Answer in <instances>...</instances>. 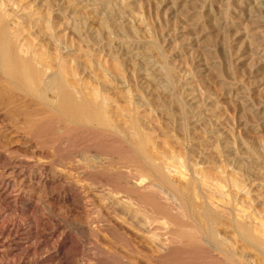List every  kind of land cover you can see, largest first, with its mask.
Returning a JSON list of instances; mask_svg holds the SVG:
<instances>
[{
	"label": "rangeland",
	"instance_id": "obj_1",
	"mask_svg": "<svg viewBox=\"0 0 264 264\" xmlns=\"http://www.w3.org/2000/svg\"><path fill=\"white\" fill-rule=\"evenodd\" d=\"M10 3L7 8L19 20L23 35L31 46L39 48L41 61L53 66L50 72L59 71L64 63L65 72H61L67 80L110 97L112 111L123 105L138 117L141 127L153 137L151 145L156 152L169 160L168 167L164 166L170 165L164 169L168 174L163 173L171 178L170 183L176 181V187L172 188V183L170 187L154 185L143 168L126 164V147L92 129L81 128L60 139L58 150L44 148L34 137V127L53 116L52 120L57 119L50 123L54 127L61 124L58 129L68 123L64 119L56 122L60 114L55 113L59 112L45 108L50 101L55 105L57 93L46 91L44 83L34 95L25 90L28 86L21 85V92L2 86L0 264H264V252L239 230L234 207L253 213L256 223L251 226L245 221V225L251 231L255 225V233L259 230L264 237V0ZM33 12L43 17L35 19ZM42 89L47 92V103L37 97ZM109 155L117 165L107 161ZM93 159L101 160L99 166ZM104 164L113 171L108 172ZM96 167L97 171L106 168L108 173H96ZM195 168L204 181L217 183L219 190L204 187ZM15 169L23 173H14ZM133 169L140 171L138 175ZM88 170H95L91 173L98 174L97 178L102 172L110 180L117 175L114 178L121 177L116 179L119 183L128 181L140 192H147L152 183L159 200L180 216V221L185 217L183 221L188 223L199 215L203 220L200 218L199 224L198 219L192 224L181 222L190 224L189 229L194 223L193 236L201 232L200 237L195 236V248L194 241L191 247L186 239H174L177 222L172 224L166 217L161 224L141 221L142 212L133 215L137 208L133 198L114 189L116 180V185L112 180L107 184V174L103 175L106 183L103 178L95 180ZM127 171H133L137 180L132 175L127 178ZM7 182L12 186L8 190ZM220 184L225 186L221 188L225 195L219 194ZM177 188L189 202L186 212H181L179 197L173 198ZM205 207H209L208 219L203 217ZM203 230L208 232L202 234ZM221 249L230 253L231 263L223 262Z\"/></svg>",
	"mask_w": 264,
	"mask_h": 264
},
{
	"label": "bare ground",
	"instance_id": "obj_2",
	"mask_svg": "<svg viewBox=\"0 0 264 264\" xmlns=\"http://www.w3.org/2000/svg\"><path fill=\"white\" fill-rule=\"evenodd\" d=\"M10 1L11 0H0V103H1V100H2V94H1V90H3V89H5V88H3L4 86L5 87H7V88H10L11 90H13L14 89V91H17V89L18 90H22V87H21V85H24V88L25 87H30L29 89L27 88V89H25V90H29V92H31L30 93V95L33 93V95H34V93H37V92H40V89H41V86H42V84L44 83V84H46V91L48 90V92H50L49 90H52L53 92L55 91V93H57V95L55 96V97H57L55 100V105H53V103L52 104H50L51 103V101H50V103H47V101L49 102V100L48 99H46L45 98V95H46V91H44L43 89V91H41V93L39 94V95H37V94H35V95H37V97L38 96H40V99L42 98L43 100L42 101H44V102H46L47 104H48V107H46L45 106V108L46 109H49L50 111L53 109V110H55V111H51V112H56V110H57V112H59V113H55V116H56V114H60L59 116L61 117H59V119L56 121V122H58L59 120L60 121H62V119H64L65 120V122L67 121L68 123H65V125H64V123H63V128H61L60 129V127H59V129L58 128H56V126L58 125V126H60L59 125V123L57 124V125H55V127H54V123L53 124H51L50 122H53L54 120H56L57 119V117H55L56 119H54V120H52L53 118H54V114L53 115H51V116H53L52 117V119H51V117H50V115H49V117H50V121H48V120H46L48 117H46L45 118V120L44 121H46L45 123H47L46 124V126L43 124H41L40 126H38V127H34V137L36 138V140H38L40 143H41V145L45 148V147H48V148H53L54 150H58V147L60 146V139H62V138H68V136H70V134L71 133H73V131H74V133L75 132H77L76 130H79V129H92V130H94V131H96L97 132V135H102V136H105V137H108V138H111V139H113L114 140V142H115V140L116 141H118V142H120L124 147H126V149H127V151H128V154H127V156H123L124 158H126L127 159V161L128 162H126L125 160V162H126V164H130V163H132L133 164V166H135L134 167V169L135 168H137V170L139 169V168H143V173H144V171H146L147 173L146 174H148V175H150L149 177H150V181L152 182L153 181V184L154 185H157V186H159L160 187V185L162 186V185H168V187H170L172 184L174 185L175 183H176V181H175V183L174 182H169V180L171 179L170 177H167V178H169V179H167L166 178V176L165 175H167L168 174V172L167 171H164V166L168 163V161L169 160H167L166 158H165V156L164 155H161L160 154V152L159 153H157L156 152V149H155V147H154V145H151V140H152V138H151V136H149L145 131H147V130H145L144 131V129L141 127V125H140V123L139 122H141L140 120H138V117H136V115L135 114H133L132 112H130L129 110H127L126 108H122L123 107V105L122 106H120V108L118 107V108H116L117 109V111H112V108L114 109V107L111 105L113 102L110 100V97H107V95H104V93L102 94V92H99L98 90H90V91H87L85 88H83V87H81L77 82H74V81H70L69 79L67 80V77H65L66 76V73H65V76H64V72H65V68H64V70H63V65H64V63H62L63 65H62V69L60 68V69H58L59 71H53V72H50L49 70L51 69V70H53L52 69V67H50V65L49 64H46V61L43 63L42 61H41V59H43V57H41V54H40V52L38 51V49L36 48V47H34V46H31L30 45V43H29V40H28V38H26L24 35H23V31L21 30V27H20V23L18 22L19 20L18 19H16V16L14 17L13 16V13H10L9 12V10H8V6L11 4L10 3ZM60 3V2H59ZM14 5V4H13ZM16 5H17V3H16ZM12 8V7H11ZM10 8V9H11ZM15 8V7H14ZM17 8V7H16ZM48 9V8H47ZM11 10H13V9H11ZM25 10V9H24ZM14 11V10H13ZM22 11V10H21ZM29 13V12H28ZM48 13V11H46V14ZM22 14V13H21ZM29 15H30V13H29ZM32 15V17L33 18H35V19H37L36 18V16H38V18H42L43 17V14L41 13V14H38V13H32L31 14ZM48 15H50V13H48ZM42 16V17H41ZM21 22V21H20ZM49 22V21H48ZM107 22V21H106ZM47 23V22H46ZM80 24V23H79ZM105 24H107V23H105ZM105 26V25H104ZM50 29V28H49ZM81 29V28H80ZM61 60V59H60ZM61 63V62H60ZM52 65V64H51ZM162 70V69H161ZM61 71H63V73L61 72ZM159 73V72H158ZM68 76V75H67ZM26 85V86H25ZM3 86V87H2ZM165 89V88H164ZM21 90L19 91V92H21ZM24 90V89H23ZM24 90V91H25ZM4 91V90H3ZM26 92V91H25ZM18 93V92H17ZM17 93H15V94H17ZM27 93V92H26ZM12 95H13V93H11ZM14 94V95H15ZM11 95V96H12ZM16 96V95H15ZM15 96H13V98L15 97ZM4 97V96H3ZM8 97H9V93H8ZM8 97H7V99H8ZM5 98V97H4ZM10 100H11V98H9ZM8 99V100H9ZM45 99L47 100V101H45ZM50 99V98H49ZM7 101V100H6ZM15 101V100H14ZM13 101V102H14ZM41 101V102H42ZM117 101V100H116ZM12 101L10 102V101H8L7 103L9 104V103H13ZM43 102V103H44ZM53 102H54V100H53ZM110 102H112V103H110ZM138 103V102H137ZM44 105V104H43ZM46 105V104H45ZM112 106V108H110L111 106ZM118 104H116V106H117ZM127 105V104H126ZM136 105V104H135ZM127 107V106H126ZM136 107V106H135ZM44 108V107H43ZM45 109V110H46ZM140 109V108H139ZM48 110V111H49ZM133 110V109H132ZM44 111V110H43ZM47 111V110H46ZM47 111V112H48ZM46 113V112H45ZM49 114H51L50 112H49ZM142 114V113H141ZM144 114V113H143ZM46 115H48V114H46ZM44 119V118H43ZM52 120V121H51ZM43 121V122H44ZM49 123H48V122ZM61 123V122H60ZM57 126V127H58ZM64 126H65V128H64ZM74 126V127H73ZM62 127V126H61ZM55 129L57 130V131H59V132H56L55 131ZM146 129H148V128H146ZM150 131V130H149ZM78 133V132H77ZM150 133V132H149ZM95 134V133H94ZM152 134H155V133H153L152 132ZM96 135V134H95ZM101 136V137H102ZM158 138V137H157ZM101 139V138H100ZM154 140H155V138H154ZM160 140V139H159ZM112 141V140H111ZM163 141V140H162ZM38 142V143H39ZM153 142V141H152ZM117 144V143H116ZM153 144V143H152ZM162 144V143H161ZM164 145V144H163ZM167 146H168V144H167ZM123 147V148H124ZM164 147V146H163ZM119 148V147H118ZM95 149V148H94ZM116 149H117V147H116ZM155 149V150H154ZM89 150H90V148H89ZM96 150V149H95ZM118 150V149H117ZM167 150V149H166ZM159 151V150H158ZM173 151V150H172ZM171 151V152H172ZM88 152V151H87ZM88 153H90V152H88ZM118 153V152H117ZM124 153V152H123ZM58 154V153H57ZM79 154H81V153H79ZM112 154V153H111ZM157 154H159V155H157ZM76 155V154H75ZM161 155V156H160ZM70 156H72V155H70ZM107 156V155H106ZM118 156V155H117ZM120 156V155H119ZM2 157H3V155H1L0 154V159H2ZM75 156L73 155V158H74ZM98 158V157H97ZM96 158V159H97ZM109 158V159H108ZM108 158L106 157V159H107V161L108 162H110V164H112L113 165V161H114V163L117 165V163L115 162V160H113L115 157H113L112 155L110 156H108ZM117 158V157H116ZM68 159V158H67ZM75 159V158H74ZM76 159H77V157H76ZM86 159V158H85ZM95 159V158H94ZM94 159L92 160L93 162H94ZM103 159H104V157H102V161L100 160V159H98V162H94V163H99L100 164V162H99V160L101 161V163L103 162ZM122 159V161H123V158H121ZM169 159V158H168ZM87 160V159H86ZM86 160H85V162H86ZM90 160H91V158H90ZM89 160V162H91ZM119 160H120V158H119ZM118 160V161H119ZM171 160V159H170ZM95 161H97V160H95ZM121 161V160H120ZM120 161H119V166L121 165L120 164ZM172 161V160H171ZM70 162V161H69ZM88 162V161H87ZM88 162V163H89ZM92 162V163H93ZM108 162H106V163H108ZM72 163V162H71ZM87 163V164H88ZM92 163H89V164H92ZM122 163V162H121ZM124 163V162H123ZM109 164V163H108ZM107 164V165H108ZM109 164V165H110ZM105 165V164H104ZM107 165H105L104 167H106L107 168V170H108V166ZM124 165V164H123ZM173 165V164H172ZM90 166H92V165H90ZM95 166H99L98 164L97 165H95ZM94 166V167H95ZM101 166V165H100ZM111 166V165H110ZM114 166V165H113ZM21 167V166H20ZM41 167V166H40ZM93 167V166H92ZM103 167V165H102V169L104 168ZM122 167V166H121ZM125 167V166H124ZM131 167H132V165H131ZM165 167H168V164H167V166H165ZM97 168L98 167H96L95 169H96V171L95 170H91V171H95L96 173L97 172H99L100 170H102L101 168L99 169V171H97ZM106 168H105V170H106ZM112 168V167H111ZM133 168V167H132ZM163 168V169H162ZM88 169V168H87ZM90 169V168H89ZM92 169V168H91ZM124 169V168H123ZM123 169L121 170L123 173L124 172H126V171H123ZM126 169L127 170H129L128 168H127V166H126ZM133 169V171H135L136 172V170H134ZM168 169H170V165H169V168H167V169H165V170H168ZM195 169H197V168H195ZM105 170H102V171H105ZM112 170V169H111ZM110 170V171H111ZM119 170V169H118ZM125 170V169H124ZM130 170H132V169H130ZM142 170V169H141ZM86 171V170H85ZM89 171V170H88ZM91 171H89V173L90 174H92V175H94L93 176V178L94 177H96L97 178V176L96 175H98V174H94V172L93 173H91ZM109 170H108V172H110ZM113 171V170H112ZM132 171V172H133ZM13 172L14 173H17L18 172V170H13ZM23 173V171L21 170L20 171V173L18 172V174H22ZM105 172H107V171H105ZM107 172V173H108ZM115 172V171H114ZM122 172H118V174L119 173H122ZM132 172H130V173H128V171H127V174L126 175H128V177L125 175V176H123L122 178H124V177H127V178H130L129 176L130 175H132ZM140 172V171H139ZM138 171L136 172L137 173V175H138V173H139ZM142 172V171H141ZM163 172H166V174L165 173H163ZM12 173V172H11ZM14 173H12L13 175H14ZM106 173V174H107ZM112 173V172H111ZM111 173H109V174H111ZM123 173L120 175V176H122L123 175ZM169 173H171V172H169ZM218 173V172H217ZM106 174H104L103 172H102V177L100 176V178H97V179H100L101 180V178H103V179H105L104 177H103V175H106ZM115 174V173H114ZM117 174V173H116ZM165 174V175H164ZM193 174H194V170H193ZM195 174L197 175V179L199 178L200 179V181H201V183L204 185V187H208V189H211V190H213V189H215V190H219V186H216L217 185V183H215V184H211V182L209 183V182H207L206 180H208L207 178L205 179V181L207 182V183H205V181H204V178H203V176H201L200 175V171H199V169H197V170H195ZM204 174V173H203ZM206 174V173H205ZM100 175V174H99ZM113 175V174H112ZM141 175V174H140ZM142 175H144V174H142ZM147 175V176H148ZM170 175V174H169ZM199 175H200V177H199ZM86 176H87V174H86ZM88 176H89V174H88ZM107 177H108V174L106 175ZM117 176V175H116ZM116 176H111V180H112V183L114 184V185H116L115 183H114V181L118 178H114V177H116ZM133 176V175H132ZM147 176H143V177H147ZM220 176V175H219ZM230 176V175H229ZM3 177V176H2ZM112 177L114 178V180L112 179ZM135 179H136V177H135V174H134V176H133ZM202 177V178H201ZM221 177H223L222 175H221ZM121 178V177H120ZM120 178H118V180L120 179ZM126 178V179H127ZM209 178V177H208ZM213 178V177H212ZM4 179V178H3ZM6 179V178H5ZM95 179V178H94ZM126 179H124L123 181H125ZM132 179V178H131ZM193 179H194V176H193ZM214 179V178H213ZM223 179V178H222ZM9 180V179H8ZM92 180V179H91ZM96 180V179H95ZM107 179H105V181H104V183H106L107 181H106ZM110 179H109V177H108V183L107 184H109V183H111L110 181H109ZM133 181H134V179H132ZM137 180V179H136ZM144 180V179H143ZM142 180V181H143ZM179 180V179H178ZM215 180V179H214ZM225 180V179H224ZM3 181V180H2ZM10 181V180H9ZM98 181V180H97ZM117 181V180H116ZM115 181V182H116ZM130 181V180H129ZM142 181H140V182H142ZM171 181V180H170ZM217 181V180H216ZM221 181H223V180H221ZM94 182V181H93ZM121 182H122V180H121ZM127 182L128 181H126V183L124 182V183H119L118 181L116 182L117 183V187L115 186L114 187V189L115 188H118L119 189V191L120 192H118L117 191V189H116V191H117V193H121L122 192V194H126L127 195V197L130 199V197L131 198H133V202L135 203V204H137V208H135L136 210H134V213H133V215L134 216H136L137 214H139V212H142L143 213V215H142V217L140 218L141 219V221H145V222H150L151 224L153 223V222H155V223H160V222H162L161 220L164 218V217H166V218H169L168 220H170V222L172 221V224L175 222H177L176 223V225H177V228H176V230L175 231H177L176 232V235H175V237H174V239H180V240H184V239H186V240H188L189 241V246H191L192 245V243H190V242H193L194 241V246H193V248H195V240L198 238V237H200L199 236V234H201V232L199 233V234H194V236H193V232L195 233V231H194V223H193V227L192 228H190V229H193L192 230V233L190 232L191 230L188 228L189 226H190V224H192V222L193 221H197V219H198V224H199V220H200V218L201 217H199V215H198V217H197V219L195 220V218L194 217H192L193 219H191V220H193V221H190L189 219H188V221H190V222H188V223H190L189 224V226H186L184 223H186V224H188L187 222H184L183 221V219L185 218L184 216V218L183 219H181V221H180V216H178L177 214H173V212L172 211H170L169 209V207H168V205L166 206V204H163L160 200H159V197H158V193H157V191H156V189H154V185L151 183V185L149 184L146 188V190H147V192H145V191H143V190H141V191H143V192H140V191H138V190H136L134 187H132L131 185H128V184H130L129 182H128V184H127ZM144 182V181H143ZM214 182V181H213ZM92 183V182H91ZM94 183H97V182H94ZM100 183H102V182H100ZM191 181L190 182H188V186L190 185L191 186ZM221 183V182H220ZM237 183V182H236ZM103 184V183H102ZM225 184V183H224ZM95 185V184H94ZM94 185H92V186H94ZM97 185H99V182H98V184ZM231 185V187H232V184H230ZM6 187H5V189L6 190H8L9 188H11L12 186H11V183L10 182H7L6 183V185H5ZM96 186V185H95ZM94 186V187H95ZM100 186V185H99ZM109 186H112V184L111 185H109ZM187 186V187H188ZM224 186V185H223ZM223 186L220 184V192L219 191H217L215 194L216 195H218V192H219V194H221V192H223L222 194H224V191H225V189L222 191V189L221 188H223ZM237 186V185H236ZM106 187V186H105ZM113 187V186H112ZM111 187V188H112ZM163 187V186H162ZM161 187V188H162ZM173 187H176V185H174V186H172V188ZM179 187V186H178ZM182 187V186H181ZM181 187H179V188H181ZM183 187H186V186H183ZM225 187V186H224ZM137 188V187H136ZM165 188V187H164ZM163 188V189H164ZM166 188H167V186H166ZM165 188V189H166ZM196 188V187H195ZM195 188H194V190L193 191H195ZM238 188V187H237ZM243 188V187H242ZM171 189V188H170ZM170 189H168V190H170ZM175 189V188H174ZM199 189V188H198ZM181 190H183V189H181ZM186 190V189H185ZM204 189L202 188V191H203ZM210 190V191H211ZM241 190V189H240ZM162 191V190H161ZM172 191H173V189H172ZM176 192H175V196L173 197V198H175L176 196H177V198H175V199H177V200H181V202H182V204H183V206H182V204H181V206H182V211L181 212H183V211H185V210H189V205H188V203H187V200L181 195L182 193H181V191H180V189H176L175 190ZM159 192V191H158ZM196 192V191H195ZM206 193V191H203V193ZM214 191H212L211 192V195H214V194H212ZM226 192V191H225ZM229 192V191H228ZM227 192V193H228ZM160 193V192H159ZM170 193H171V191H170ZM188 193H189V191H188ZM194 193V192H193ZM204 193V194H205ZM161 194V193H160ZM166 194V193H165ZM173 194V193H172ZM229 194H231V193H229ZM234 194V193H233ZM246 194V193H245ZM184 195V194H183ZM225 195V194H224ZM162 196V195H161ZM201 196V195H200ZM223 196V195H222ZM228 196V195H227ZM232 196V195H231ZM234 196V195H233ZM205 197V196H204ZM229 197V196H228ZM227 197V198H228ZM234 197H236L237 198V195L236 196H234ZM196 198H198V197H196ZM203 198V197H202ZM201 198V199H202ZM220 198V197H219ZM236 198H235V200H236ZM125 199V198H124ZM199 199H200V197H199ZM207 199V198H206ZM234 199V198H233ZM120 200V199H119ZM131 200V199H130ZM179 200V201H180ZM204 200V199H203ZM240 200V199H239ZM244 200V199H243ZM163 201V200H162ZM165 201H167L166 199H165ZM207 201V200H206ZM212 201V200H211ZM219 201H220V199H219ZM226 201V200H225ZM120 202V201H119ZM169 202V201H168ZM172 202V201H171ZM180 202V203H181ZM208 202V201H207ZM228 202V201H227ZM245 202V201H244ZM130 203H131V201H130ZM170 203V202H169ZM212 204H213V202H211ZM221 203V202H220ZM241 203H243L242 202V200H241ZM125 204H127V203H125ZM133 204V203H132ZM171 204V203H170ZM191 204V203H190ZM210 204V203H209ZM215 204V203H214ZM214 204H213V207H215L214 206ZM230 204H231V202H230ZM229 204V205H230ZM128 205V204H127ZM138 205H140V207L138 208ZM192 205V204H191ZM211 205V204H210ZM209 205V206H210ZM232 205V204H231ZM142 206V207H141ZM195 206V205H194ZM206 206H208L207 204H206ZM129 210H132V207H129V206H126ZM136 207V206H135ZM185 207V208H184ZM235 207V210H236V214H237V218H236V220H237V225H239V230H242V232H243V235H245V237H247L248 238V240L247 241H255L254 243H256L257 244V246L264 252V237H263V235H261V233L260 234H258L260 231L259 230H257L256 232L257 233H255V231H254V228L256 227L255 225H254V227H253V229H252V231H254V232H252L250 229H251V227H250V229H249V227H247V225L251 222V226L254 224V223H256L255 222V217H254V214L253 213H250V212H248L246 209L244 210V208L242 209V208H240V207H238V206H234ZM126 208V209H127ZM174 208V207H173ZM209 208V207H208ZM207 207H205V210H204V213H203V217L204 218H207V217H209V215H208V212H210L209 211V209H208ZM212 208V205H211V207H210V209ZM192 209V208H191ZM176 210V209H175ZM179 210V209H178ZM213 210V209H212ZM234 210V211H235ZM133 211V210H132ZM195 211V210H194ZM186 212V211H185ZM188 212H190V211H188ZM187 212V214L189 215V213ZM197 212V211H196ZM214 212V211H213ZM212 213V212H211ZM141 214V213H140ZM181 214V213H180ZM221 214V213H220ZM220 214H219V216H220ZM234 214V213H233ZM186 215V214H185ZM223 215V214H222ZM138 216V215H137ZM187 216V215H186ZM192 216V215H191ZM195 217H196V215H194ZM227 216H229V215H227ZM224 217V216H223ZM235 217V216H234ZM216 218V217H215ZM228 218V217H227ZM230 218V217H229ZM228 218V219H229ZM259 218V217H258ZM257 218V219H258ZM208 219V218H207ZM220 219V218H219ZM221 220H222V218H221ZM221 220H220V222H221ZM230 220V219H229ZM238 220H239V224H238ZM174 221V222H173ZM184 222L183 224L184 225H182L181 224V222ZM201 221H203L202 220V218H201ZM215 221H216V219H215ZM248 223L247 225H245L246 224V222ZM219 222V223H220ZM149 223V224H150ZM174 223V224H175ZM201 223V222H200ZM222 223V222H221ZM225 223V222H224ZM253 223V224H252ZM145 224V223H144ZM161 224V223H160ZM164 224V223H163ZM166 224V223H165ZM170 224V223H169ZM197 224V223H196ZM195 224V225H196ZM197 224V225H198ZM204 224V223H203ZM214 224V223H213ZM217 224V223H216ZM236 224V223H235ZM259 224V223H258ZM261 224V223H260ZM205 225V224H204ZM257 225V224H256ZM151 226H153V225H151ZM200 226V228H202V229H204V227L206 226H204V227H201V224L199 225ZM203 226V225H202ZM216 226V225H215ZM228 226V225H227ZM232 226V225H231ZM250 226V225H249ZM258 226V225H257ZM262 226V225H261ZM198 227V226H197ZM264 227V226H263ZM170 228H171V226H170ZM199 228V229H200ZM207 228V227H206ZM257 228V227H256ZM147 229V228H146ZM208 229V228H207ZM206 229V230H207ZM215 229V228H214ZM206 230H203L202 232V234H204L205 232L207 233L208 231H206ZM216 230V229H215ZM264 230V229H263ZM197 231H199V230H197L196 229V232ZM167 232V231H166ZM215 232V231H214ZM216 232H219V231H216ZM198 233V232H197ZM240 233V232H239ZM146 234V233H145ZM211 234V233H210ZM209 234V235H210ZM206 235V234H205ZM195 236H198L196 239H195ZM214 236V235H213ZM241 236V235H240ZM203 237V236H202ZM207 237H209V236H207ZM207 237H205V238H207ZM169 238H170V235H169ZM210 238H212V236H210ZM215 238V236L212 238V239H214ZM154 239V238H153ZM201 239V238H200ZM243 239H245V238H243ZM250 239V240H249ZM173 240V239H172ZM216 240V239H215ZM123 241V240H122ZM200 241V240H199ZM205 241V240H204ZM213 241V240H212ZM250 241V242H251ZM19 242V241H18ZM181 242V241H180ZM185 242V241H184ZM197 242V241H196ZM202 242V241H201ZM205 242H207V241H205ZM220 242H223V241H220ZM187 243V241L185 242V244ZM199 243V242H198ZM208 243V242H207ZM213 243V242H212ZM252 243V242H251ZM253 243V244H254ZM158 244V243H157ZM163 244V243H162ZM206 244V243H205ZM204 243H203V245H205ZM209 244V243H208ZM222 244V243H221ZM181 245H183V244H181ZM198 245V244H197ZM200 245V244H199ZM188 246V245H187ZM191 246V247H192ZM225 246V245H224ZM254 246H256V245H254ZM257 246H256V248H257ZM126 247V246H125ZM202 247V246H201ZM205 247V246H204ZM203 247V248H204ZM221 247V246H220ZM223 247V246H222ZM175 248H177V247H175ZM197 249V248H196ZM205 249V248H204ZM176 250V249H175ZM210 250V249H209ZM260 250V251H261ZM170 251V250H169ZM195 251V250H194ZM204 251H207V250H204ZM221 251H222V249H221ZM229 251V250H228ZM173 252V251H172ZM197 252V251H196ZM176 253V252H175ZM199 253V252H198ZM230 254V253H229ZM229 254L228 253H226V252H223L222 251V255H224V263H226L225 262V260H227V261H230L231 260V257L229 256ZM263 254V253H262ZM142 255V254H141ZM166 255H168V254H166ZM207 255V254H206ZM162 257V256H161ZM169 257V256H168ZM175 257V256H174ZM200 257V256H199ZM141 258V257H140ZM171 258H172V256H171ZM179 258V257H178ZM198 258V257H197ZM207 258V257H206ZM168 259V258H167ZM222 259V258H221ZM175 260H177V259H175ZM178 261V260H177ZM195 261V260H194ZM220 261H222V260H220ZM231 261H233V260H231ZM231 261L230 262H228V263H231ZM174 262V261H173ZM234 262V261H233ZM233 262H232V264H233ZM239 262V261H238ZM221 263V262H220ZM220 263H218V264H220ZM240 263V262H239ZM205 264V263H204ZM215 264H216V262H215ZM235 264H236V261H235Z\"/></svg>",
	"mask_w": 264,
	"mask_h": 264
}]
</instances>
